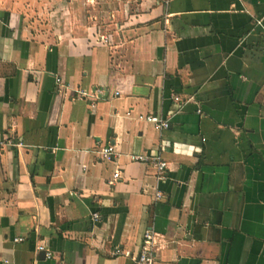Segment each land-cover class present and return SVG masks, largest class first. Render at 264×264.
Here are the masks:
<instances>
[{"label":"crops","instance_id":"1","mask_svg":"<svg viewBox=\"0 0 264 264\" xmlns=\"http://www.w3.org/2000/svg\"><path fill=\"white\" fill-rule=\"evenodd\" d=\"M0 138V264H264V0H0Z\"/></svg>","mask_w":264,"mask_h":264},{"label":"built area","instance_id":"2","mask_svg":"<svg viewBox=\"0 0 264 264\" xmlns=\"http://www.w3.org/2000/svg\"><path fill=\"white\" fill-rule=\"evenodd\" d=\"M57 83L61 84V80L57 79ZM76 94L79 99H83L85 96H87V92L80 90H77ZM175 101H179V99L175 98ZM91 107L93 108L94 105H91ZM139 118L141 120L143 119L148 123L153 124L154 127L159 130L166 129L168 126L166 122L158 119L157 117H145V118L139 117ZM20 147H21L20 144L14 143L11 139L0 138V151L6 148H20ZM98 155L103 161H111L114 158V147L110 145L103 147L99 150ZM131 161L135 163L151 165L156 171L157 179L159 181L165 179V170L167 169V164L166 162L161 161L159 158H149L145 155L138 154L131 156ZM119 175H120L119 171L115 172V174L113 175V179L109 181L108 184L113 185L115 182H117L119 179ZM93 218L97 220L98 215L94 214ZM22 241L23 239L19 238L16 239L14 242H22ZM37 250L38 252L45 253V256L48 260L51 259V255L49 251L43 245H39L37 247ZM1 264H7V263L1 262ZM136 264H157L155 261V244L153 241V235L150 232H146L143 236L140 253L136 260Z\"/></svg>","mask_w":264,"mask_h":264}]
</instances>
